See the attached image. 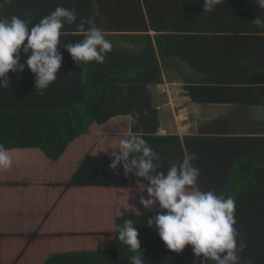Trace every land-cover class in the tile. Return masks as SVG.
I'll return each mask as SVG.
<instances>
[{
	"label": "crops",
	"instance_id": "obj_1",
	"mask_svg": "<svg viewBox=\"0 0 264 264\" xmlns=\"http://www.w3.org/2000/svg\"><path fill=\"white\" fill-rule=\"evenodd\" d=\"M203 3L204 0H11L0 8V17L19 16L33 25L58 6L75 9L76 24L91 18L111 41L113 48L105 60L140 53L150 42L155 43L157 28L170 27L169 36L175 38L166 45L170 55L159 60L162 81L138 90L117 87L113 101L103 104L100 125L87 121L88 133L78 144L80 150L86 151L91 137L100 133L111 137L104 146L109 157L90 159L82 168L83 177L99 185L90 186L91 192L100 190L99 197L106 195V185L118 186L117 196L146 192V181L125 176L122 166L116 171L109 168L112 152L118 151L119 140L129 133L141 134L157 152L159 160L155 163L165 174L170 163L180 162L186 152L197 154L199 158L193 164L200 169L198 186L204 191H219L226 183L227 172L238 165L243 155L250 159L264 154V28L252 24L255 16L264 18V10L255 0H223L213 12L203 11ZM76 24L63 29L69 35L61 37L63 60L54 87L62 78L74 82L76 75L84 71L85 64L78 67L63 49L64 44L83 39ZM23 57L24 63L28 56ZM8 74L9 86L0 88V99L47 101L52 94L46 95L47 89L36 91L34 83L17 86L23 75L35 80L27 67L21 73ZM20 87H26L23 90L31 94L12 95V89ZM54 94L53 106L65 105L66 99L73 97L72 91ZM130 117H136L135 125ZM102 148L101 145V152ZM257 162L249 169L261 167Z\"/></svg>",
	"mask_w": 264,
	"mask_h": 264
},
{
	"label": "trees",
	"instance_id": "obj_2",
	"mask_svg": "<svg viewBox=\"0 0 264 264\" xmlns=\"http://www.w3.org/2000/svg\"><path fill=\"white\" fill-rule=\"evenodd\" d=\"M157 29L155 43L150 42L140 53L114 57L103 64L88 62L74 82L62 78L56 87L52 83L46 90V95L52 93L47 101L0 99V144L10 150L13 159L11 168L0 171V193L10 188L17 195L29 196L19 208L0 217V264H130L133 253L118 240L115 230L125 219L133 220L137 227L145 264H200L202 258L194 256L192 246L187 245L181 253L172 252L155 227H148L147 221L159 212L158 205L147 210L142 205L120 204L117 194L105 204H93L91 211L86 203L89 195L97 201L101 192L90 191L95 183L83 177V165L90 159L109 157L104 146L111 138L102 133L87 138L90 146L80 150L78 144L88 133L87 121L100 125L103 104L113 101L117 87L138 90L162 81L159 60L170 55L166 45L175 37L169 36L167 25ZM23 55L21 50V63ZM23 76L17 86L35 83L32 77ZM25 88H13L12 95H30ZM60 91H72L73 97L66 99L65 105L53 106L54 93ZM255 161L261 167L249 169ZM260 162H264V154L250 159L243 155L227 172L220 190H212L236 201L235 228L246 244L240 254L242 264L248 260L264 264V170L260 169L264 163ZM53 179L62 182H45ZM53 185L61 187L60 194L51 191L50 198L55 200L43 202V188ZM104 187L105 194L111 195L118 186ZM101 210L103 217L91 220L90 215H99Z\"/></svg>",
	"mask_w": 264,
	"mask_h": 264
},
{
	"label": "clouds",
	"instance_id": "obj_3",
	"mask_svg": "<svg viewBox=\"0 0 264 264\" xmlns=\"http://www.w3.org/2000/svg\"><path fill=\"white\" fill-rule=\"evenodd\" d=\"M10 2L0 0V8ZM222 2L204 0L203 11L213 12ZM255 3L264 10V0H255ZM76 21V10L61 6L35 25L19 16L0 17V88L9 86V72L21 73L25 67L35 76L36 91L49 88L57 80L62 66L61 37L69 35L63 29ZM252 24L264 28V18L255 16ZM76 29L83 33V39L75 44H64L63 49L78 67L93 61L103 64L113 48L105 32L96 27L91 18L81 19ZM21 50L28 56L24 63H21ZM130 121L135 125L136 117H130ZM111 155V170L122 166L125 176H134L141 183L146 181L143 188L147 198L141 196L140 204L147 210L159 206V212L147 221V225L155 227L168 250L181 253L190 245L194 256L202 258L200 264H242L240 254L245 251L246 244L235 228L236 201L211 190L199 189L201 172L193 164L199 158L197 154L186 152L180 162L170 163L165 174L155 163L159 160L157 152L141 134L129 133L119 140L118 151ZM12 164L10 150L0 144V170H7ZM115 230L118 240L133 253L130 264H145L133 220L125 219Z\"/></svg>",
	"mask_w": 264,
	"mask_h": 264
},
{
	"label": "rangeland",
	"instance_id": "obj_4",
	"mask_svg": "<svg viewBox=\"0 0 264 264\" xmlns=\"http://www.w3.org/2000/svg\"><path fill=\"white\" fill-rule=\"evenodd\" d=\"M34 166H35V168H37V164H34ZM44 170H46V168ZM0 171H2V170H0ZM57 172L61 174L60 171H57ZM50 173L54 174V169L50 170ZM55 181L58 182V185H60V183L62 182L59 179L47 180L45 182H55ZM51 191L56 193L57 196H58L60 194L61 187L59 188L57 185H53V187L45 186L43 188V193L41 195L43 202L52 203L55 200V199H51L50 198L49 194H50ZM114 194L115 193H112L111 195H103L97 201L95 200V198H93L91 195H89L86 198L87 199L86 203L88 204L89 209L91 211L92 210L91 208H92L93 204L97 205V206H100L98 204V202L101 203V204H105V201H106L107 198H114ZM73 195L76 196L77 195L76 192ZM141 196H144L145 198H147V193H144V194L143 193H139V194H120V195L116 196V198H119L120 204L125 202V205L132 204L133 206L138 207L139 205H141L140 204ZM28 197L29 196L26 197L25 195H17L10 188H4L2 190V192L0 193V217L6 215L8 212L9 213L12 212V210H14V209L19 208V205L21 203H23L24 201H27ZM98 213H99V215H97V214H95V212H93L94 216L90 215L91 220L94 219L93 217H96L99 220L103 217L102 210L100 212H98Z\"/></svg>",
	"mask_w": 264,
	"mask_h": 264
}]
</instances>
